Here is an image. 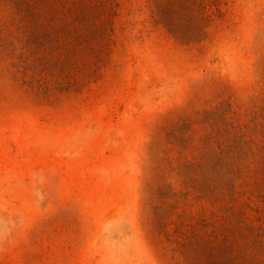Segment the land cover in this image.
<instances>
[{
    "label": "rangeland",
    "instance_id": "1",
    "mask_svg": "<svg viewBox=\"0 0 264 264\" xmlns=\"http://www.w3.org/2000/svg\"><path fill=\"white\" fill-rule=\"evenodd\" d=\"M0 264H264V0H0Z\"/></svg>",
    "mask_w": 264,
    "mask_h": 264
}]
</instances>
